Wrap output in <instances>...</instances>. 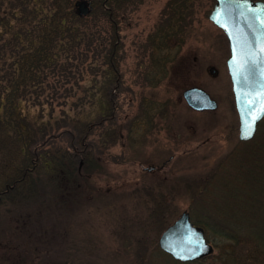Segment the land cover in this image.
I'll return each mask as SVG.
<instances>
[{"label":"rangeland","instance_id":"1","mask_svg":"<svg viewBox=\"0 0 264 264\" xmlns=\"http://www.w3.org/2000/svg\"><path fill=\"white\" fill-rule=\"evenodd\" d=\"M168 1L139 0L118 16L122 87L113 123L103 120L112 77L105 54L84 51V41L74 42L58 60L72 64L74 77L68 81L58 70L40 86L37 100L33 94L31 100L16 103L23 136H39L43 129L54 132L65 122L97 121L90 140L100 168L75 177L70 188L55 187L49 179L26 204L0 202V264H219L209 255L179 262L159 248L158 238L183 211L193 224L204 215L209 221L219 216L211 214L212 206L234 198L233 183L241 177L237 161L253 140L238 139L226 66L228 43L208 19L215 0H189L185 24L177 34H166L171 25L177 29L176 3L168 7ZM22 2L0 0L2 39L12 38L22 4L33 15L40 14L35 21L46 12L42 0ZM92 7V16L78 25L100 38L101 50L110 26L100 9ZM193 86L204 89L217 108L191 109L182 92ZM262 121L254 136L263 130ZM6 138L10 144L4 148L9 150L0 148V190L17 152L13 144L18 140ZM253 164L262 175L264 159ZM245 189L239 191V200L253 193L249 186ZM253 191L264 199L263 191ZM205 235L211 254H216L215 242Z\"/></svg>","mask_w":264,"mask_h":264},{"label":"trees","instance_id":"2","mask_svg":"<svg viewBox=\"0 0 264 264\" xmlns=\"http://www.w3.org/2000/svg\"><path fill=\"white\" fill-rule=\"evenodd\" d=\"M17 1L23 3L22 0ZM75 1L42 0L46 12L37 21L35 18L40 14L33 15L32 9L22 4L18 17L20 21L12 38L4 40L0 37V148L9 150L4 148L10 144L6 138L8 135L13 141L18 140L17 145L13 144L17 152L11 160L12 170L5 174L6 183L0 190V202L26 204L39 196L42 185L49 179L53 180L55 187L57 184V187L64 185L70 188L75 177L90 175L95 168H100L94 143L90 140L92 131L98 126L97 121L65 122L63 127H59L61 129L54 132L43 129L39 136L32 137L21 134L15 118L16 103L19 100H31L33 94V99L37 100L42 92V84L50 74L60 70L68 81L74 77L69 69L72 64L68 67V63L63 65L58 60L61 52H65V49L70 51L72 44L78 40L85 42L87 49L84 51L105 54L104 63L108 65L112 77L105 90L108 112L103 120H115L120 108L122 87L118 16L139 0H90L92 6L100 9L103 19L110 26L109 35L101 39H107L101 50L98 43L100 38L87 34L78 25L86 23V19L92 16L93 7L88 16L81 17L74 11ZM188 2L168 1V7L176 3V7L172 8L176 14L177 29L171 25L166 34H177L184 26L183 11L188 7ZM76 24L78 26L74 27ZM47 68L49 71H46ZM262 124L263 121L260 122ZM116 128L107 131V134L110 131L114 134ZM56 139H59V144H54ZM251 141V148L243 150L242 158L237 161L240 163L238 171L241 170V177L233 183L231 191L235 193L234 198L227 197L213 204L211 214L219 215L215 220L210 219L213 224L205 215L197 218L195 223L215 242L218 252L209 256L218 260L219 264H264V199L257 197L260 193L254 195L253 191L260 189L264 192V173L261 175L257 169H252V166L255 167L254 160L262 162L264 159V125L257 136L245 142ZM254 150L258 152L255 154ZM248 186L253 193L239 200V191L246 192L245 187Z\"/></svg>","mask_w":264,"mask_h":264},{"label":"water","instance_id":"3","mask_svg":"<svg viewBox=\"0 0 264 264\" xmlns=\"http://www.w3.org/2000/svg\"><path fill=\"white\" fill-rule=\"evenodd\" d=\"M74 11L87 16L90 0H76ZM208 19L222 30L228 47L226 66L231 81L233 101L238 115V138L248 141L256 133L264 117V1L215 0ZM211 73H215L213 68ZM187 105L195 111L214 110L217 102L200 87H189L182 92ZM251 136H246L248 125ZM158 245L180 262L199 260L212 253L202 227L190 220L183 211L160 234Z\"/></svg>","mask_w":264,"mask_h":264},{"label":"snow or ice","instance_id":"4","mask_svg":"<svg viewBox=\"0 0 264 264\" xmlns=\"http://www.w3.org/2000/svg\"><path fill=\"white\" fill-rule=\"evenodd\" d=\"M244 134L246 136H251V134H252V126H251V124L248 125L247 131Z\"/></svg>","mask_w":264,"mask_h":264}]
</instances>
